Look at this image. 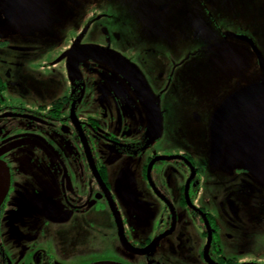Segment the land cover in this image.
Listing matches in <instances>:
<instances>
[{
	"label": "flooded vegetation",
	"instance_id": "obj_1",
	"mask_svg": "<svg viewBox=\"0 0 264 264\" xmlns=\"http://www.w3.org/2000/svg\"><path fill=\"white\" fill-rule=\"evenodd\" d=\"M263 21L0 0V264H264V95L215 119L264 83Z\"/></svg>",
	"mask_w": 264,
	"mask_h": 264
},
{
	"label": "water",
	"instance_id": "obj_2",
	"mask_svg": "<svg viewBox=\"0 0 264 264\" xmlns=\"http://www.w3.org/2000/svg\"><path fill=\"white\" fill-rule=\"evenodd\" d=\"M252 47L253 49L258 53L255 45L253 43ZM260 59L261 56L258 53ZM262 68L264 69V62L262 59ZM260 95H264V83L260 84V85H254L251 86L237 94H235L234 96H232L231 98H229L223 105L222 107L219 109V111L216 114V118H219L218 120H220L221 122L223 120H225V118L232 113L233 111L237 110L238 108L242 107L243 105L249 104L251 103L255 98H257ZM4 190H3V186H0V202L2 201V198L4 196Z\"/></svg>",
	"mask_w": 264,
	"mask_h": 264
},
{
	"label": "rangeland",
	"instance_id": "obj_3",
	"mask_svg": "<svg viewBox=\"0 0 264 264\" xmlns=\"http://www.w3.org/2000/svg\"><path fill=\"white\" fill-rule=\"evenodd\" d=\"M263 24H264V21H263ZM262 24V25H263ZM263 27V26H262ZM262 48L264 49V40L262 41Z\"/></svg>",
	"mask_w": 264,
	"mask_h": 264
}]
</instances>
